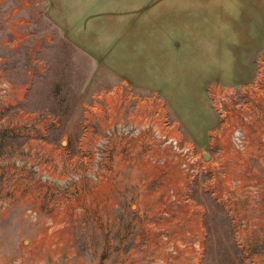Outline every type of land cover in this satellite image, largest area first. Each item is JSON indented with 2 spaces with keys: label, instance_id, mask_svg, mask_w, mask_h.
Masks as SVG:
<instances>
[{
  "label": "rangeland",
  "instance_id": "1",
  "mask_svg": "<svg viewBox=\"0 0 264 264\" xmlns=\"http://www.w3.org/2000/svg\"><path fill=\"white\" fill-rule=\"evenodd\" d=\"M45 9L46 0H0V264H163L161 221L170 223V238L184 240L191 230L201 241L199 256L183 249L174 264H264V169L260 204L251 210L257 224H240V234L233 217L243 205L220 193L243 164L224 160L216 168L210 160L209 172L190 180L169 158L150 164L156 149L138 138L116 141L100 178L75 191L31 168L81 170L109 124L144 117L215 159L228 147V129L218 124L211 91L251 80L264 40L254 53L237 54L236 82L216 79V54L174 53L169 69H155L161 90L105 68ZM140 75L150 78L149 70ZM170 186L182 204L163 218L162 208L172 209Z\"/></svg>",
  "mask_w": 264,
  "mask_h": 264
},
{
  "label": "crops",
  "instance_id": "2",
  "mask_svg": "<svg viewBox=\"0 0 264 264\" xmlns=\"http://www.w3.org/2000/svg\"><path fill=\"white\" fill-rule=\"evenodd\" d=\"M45 15L108 70L161 90L155 69L174 53L216 54V79L236 82L237 54L264 40V0H46Z\"/></svg>",
  "mask_w": 264,
  "mask_h": 264
},
{
  "label": "built area",
  "instance_id": "3",
  "mask_svg": "<svg viewBox=\"0 0 264 264\" xmlns=\"http://www.w3.org/2000/svg\"><path fill=\"white\" fill-rule=\"evenodd\" d=\"M211 95L218 124L228 129V147L215 159L198 150L179 134L168 130L167 126L144 117L109 124L103 130L104 134L92 143L87 164L81 170L51 174L46 168L38 165H32L31 168L42 181L53 183L59 190L75 191L85 182L97 181L100 178L109 151L116 141L138 138L148 139L154 145V152L156 149L155 154L149 156L150 164L165 165L169 158L190 180L206 175L210 169V160L217 164L216 168H219V164L224 160L243 164V171L227 178L226 187L220 193V198L226 202L243 205L245 213L237 212L233 217L238 233L240 224H257L251 210L259 206L262 197L258 180L264 169V51L256 60V72L251 80L244 84L214 88ZM165 199L173 210L164 207L160 213L163 218H169L172 211L182 204V198L175 188L170 186L166 189ZM76 208L82 210L81 207ZM25 214L32 221L38 218L37 211L33 208L26 209ZM48 219V224H52L51 218ZM159 224H162L160 229L163 228V231L159 235L166 251V257L161 258L163 264H174L183 249L186 255L199 256L202 246L197 231L187 230L184 240L170 238L164 225L170 223L161 221ZM239 231L241 234V230Z\"/></svg>",
  "mask_w": 264,
  "mask_h": 264
}]
</instances>
